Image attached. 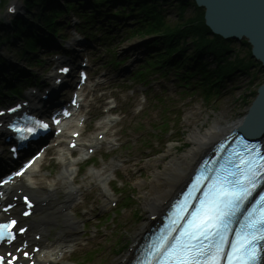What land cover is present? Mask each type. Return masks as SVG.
<instances>
[{"label": "rangeland", "instance_id": "374dc122", "mask_svg": "<svg viewBox=\"0 0 264 264\" xmlns=\"http://www.w3.org/2000/svg\"><path fill=\"white\" fill-rule=\"evenodd\" d=\"M25 1L3 0L0 4V19H12L7 8L13 2L19 7L16 14L24 18ZM164 7L163 21L169 25L192 16L190 7L184 8L180 15L176 9L168 5ZM35 12L37 10L32 11V14ZM57 22L63 24L58 27V36L65 35L67 40L72 32L70 24L76 23L73 13L60 16ZM111 34L113 38L105 43L100 40V33L96 34V42L86 37L87 44L80 47L83 52L79 54L90 58L92 78H98L87 85V94L84 95L83 107L79 112L87 117L83 138L93 137L103 129H98L97 123L107 117V107L114 109V105L117 106L110 115L116 121L103 139L102 148L88 162L81 161L78 164L76 183L80 188V196L74 202L76 209L71 215L84 227H80L71 249L56 264L121 262V258L129 253L134 236L139 234L144 225L142 219L145 213L141 204L142 193L146 192V188L136 184L137 179L143 182L149 180V170L144 164L149 160H161L168 148H173L176 156L181 155L187 150V136L194 128L203 132L213 124L222 128L234 126L245 115L257 89L264 84V67L259 64L223 78L216 90L205 94L203 87L196 84L197 78L189 79L186 85L182 84L176 76L178 74L169 68L167 71L150 70L144 80H133L130 75L137 71L138 65L150 52L146 49L149 45L146 40L149 39L131 38L125 35L123 26L116 27ZM231 48L233 54L247 59V49L241 47L240 42L234 43ZM20 50V42L13 46L3 43L0 45V58L16 70H23L33 77H40L52 61L49 51L39 49L31 58L41 61L39 67L33 63L34 60L25 61L26 57L19 54ZM109 51L117 54L118 61L125 60L124 64L110 66ZM127 68L130 70L127 71ZM1 72H4L5 82H8L7 68L0 67ZM98 81L100 84L96 85ZM5 82L1 89L5 88ZM109 143L115 147H110ZM57 151L46 155L32 179L34 182L40 180L39 196L45 193V182H56L57 198L62 201L65 191L60 184L62 164ZM104 174L107 176L106 187L98 179ZM105 190L110 195L111 203L116 204L115 207L108 205L105 200ZM129 225H132L130 230L127 228ZM62 228L59 222L56 227L50 228V241Z\"/></svg>", "mask_w": 264, "mask_h": 264}, {"label": "trees", "instance_id": "16d2710c", "mask_svg": "<svg viewBox=\"0 0 264 264\" xmlns=\"http://www.w3.org/2000/svg\"><path fill=\"white\" fill-rule=\"evenodd\" d=\"M59 1L67 6L66 11L72 10L80 18L82 30L97 28L108 36L112 26L122 25L125 34L131 38L153 37L148 45L152 50L150 59L140 70L165 67L175 71L181 82L197 78L196 84L203 87L204 94L216 90L223 78L257 64L250 57V47L245 41L240 43L247 49V59L233 54L231 46L236 42L213 35L204 25L203 9L187 0H26L27 19H15L10 29L0 23V45L13 46L20 42L19 54L30 58V52L41 41L36 35L39 31L35 24L53 35L56 33L54 21L65 12ZM164 5L176 9L179 15L184 8L190 7L192 16L175 25L166 24L163 21ZM102 19L104 21H100ZM111 62H115L114 56ZM0 67L12 69L1 58Z\"/></svg>", "mask_w": 264, "mask_h": 264}, {"label": "bare ground", "instance_id": "6f19581e", "mask_svg": "<svg viewBox=\"0 0 264 264\" xmlns=\"http://www.w3.org/2000/svg\"><path fill=\"white\" fill-rule=\"evenodd\" d=\"M69 123L68 121L64 125L65 131L72 132L73 130H77L76 126L72 130L68 128ZM228 128L219 127L218 124L209 126L203 132L194 128L187 136V150L181 155L176 156L173 154V148H168L161 160H149L144 164V167L149 170V180L147 182L139 179L136 180L137 186L146 188V192L142 193L143 199L141 207L145 213L142 219V223L144 224L142 229L153 226L155 222L159 221V216L165 215L173 198L185 188L188 177L197 169V164L225 136V131ZM261 140L264 143V132L261 135ZM77 142H79L77 145L79 150L78 156L81 158L82 154H84L86 144L81 143L80 140ZM87 143L93 146L98 144L96 139L93 138H90ZM63 145L67 147V143H63ZM71 155L72 151H69L67 148L62 149L59 155L62 164L60 184L65 191L62 201L56 198L55 191L57 184L54 181L45 185V194L43 196L37 195L40 180L32 183L29 179H22L16 185L7 189L9 198H12L16 192L20 191L28 193L35 200L36 205L34 210L36 214L39 213V217L28 219V225L30 226L28 230L29 234L27 233L24 240L28 244L36 243L34 237L38 235L40 237L42 251L47 250L48 254L44 259L38 258L40 253L36 255V264H55L57 253L65 252L69 248V243L74 240L77 234L78 222L72 219L70 212L67 210L80 192V189L74 186V167L78 159H72ZM37 166L38 163L34 165V168ZM98 177L99 180L101 179L100 182L102 185L106 187L107 176L104 174ZM105 193V200L109 201L110 195L107 193V190H105ZM20 207L21 205L17 203L15 210L11 214L17 216ZM58 222L63 225V228L57 232L56 241L49 242L48 229L56 227ZM127 228L130 230L132 225L127 226ZM141 234L140 231L138 235L134 236L133 243L139 241ZM133 256L134 254L131 253L126 254L118 264H125ZM261 263L264 264V256ZM20 264H23V262H20Z\"/></svg>", "mask_w": 264, "mask_h": 264}, {"label": "snow or ice", "instance_id": "6c2138e0", "mask_svg": "<svg viewBox=\"0 0 264 264\" xmlns=\"http://www.w3.org/2000/svg\"><path fill=\"white\" fill-rule=\"evenodd\" d=\"M63 71L67 72L68 69ZM39 126L48 128L47 123H40ZM28 131L31 133L32 129ZM246 165V170H241L244 182L239 179L215 182L205 194L206 199L201 201V208L193 213V220L189 221V226L175 243L169 245L166 240H162L157 245L163 257L161 264H220L222 259H227L228 264H257L261 251L259 245L264 241V214L249 217L243 231L237 234L232 250L226 256L223 251L227 243L224 237L227 231L225 222L231 210L250 194L245 183L255 187L256 172L253 169L257 165L252 160H248ZM3 235L0 232V239H3Z\"/></svg>", "mask_w": 264, "mask_h": 264}, {"label": "water", "instance_id": "95a60500", "mask_svg": "<svg viewBox=\"0 0 264 264\" xmlns=\"http://www.w3.org/2000/svg\"><path fill=\"white\" fill-rule=\"evenodd\" d=\"M203 9L204 25L223 40L250 46V56L264 67V0H190ZM235 128L250 140L264 132V84Z\"/></svg>", "mask_w": 264, "mask_h": 264}]
</instances>
